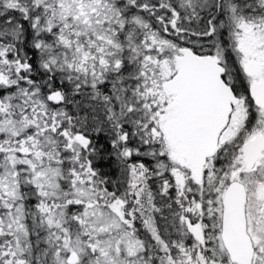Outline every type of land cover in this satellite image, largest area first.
Segmentation results:
<instances>
[{
	"label": "snow or ice",
	"instance_id": "6c2138e0",
	"mask_svg": "<svg viewBox=\"0 0 264 264\" xmlns=\"http://www.w3.org/2000/svg\"><path fill=\"white\" fill-rule=\"evenodd\" d=\"M0 264H264V0H0Z\"/></svg>",
	"mask_w": 264,
	"mask_h": 264
}]
</instances>
